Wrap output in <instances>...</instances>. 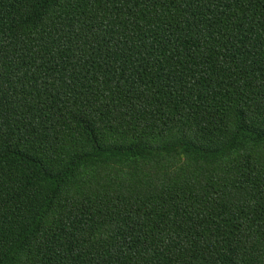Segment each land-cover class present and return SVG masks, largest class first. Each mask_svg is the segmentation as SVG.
I'll list each match as a JSON object with an SVG mask.
<instances>
[{"label": "trees", "instance_id": "obj_1", "mask_svg": "<svg viewBox=\"0 0 264 264\" xmlns=\"http://www.w3.org/2000/svg\"><path fill=\"white\" fill-rule=\"evenodd\" d=\"M0 264H264V0H0Z\"/></svg>", "mask_w": 264, "mask_h": 264}]
</instances>
